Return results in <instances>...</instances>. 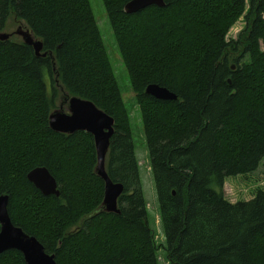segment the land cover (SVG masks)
I'll return each instance as SVG.
<instances>
[{
	"label": "trees",
	"instance_id": "1",
	"mask_svg": "<svg viewBox=\"0 0 264 264\" xmlns=\"http://www.w3.org/2000/svg\"><path fill=\"white\" fill-rule=\"evenodd\" d=\"M135 94L163 243L148 222L128 112L88 0H0V31L21 21L51 52L58 82L114 121L105 168L123 186L118 215L94 212L103 182L92 137L48 127L51 59L0 41V196L14 226L56 264H264V189L229 202L227 178L264 162V0H163L125 14L131 0H101ZM242 20L235 39L230 29ZM176 100L146 95L148 85ZM43 167L59 196L26 179ZM0 264H25L17 251Z\"/></svg>",
	"mask_w": 264,
	"mask_h": 264
},
{
	"label": "water",
	"instance_id": "2",
	"mask_svg": "<svg viewBox=\"0 0 264 264\" xmlns=\"http://www.w3.org/2000/svg\"><path fill=\"white\" fill-rule=\"evenodd\" d=\"M164 7L163 0H131L123 8L127 15L135 14L147 7ZM21 42L32 47L36 57L51 59L54 85L60 93L58 106L48 116V127L51 131L64 135L76 132L89 134L93 139L96 165L94 174L103 182V198L99 208L94 212L115 214L120 213L117 207L118 198L123 192V186L113 183L107 176L105 160L109 148V140L113 134L114 121L107 114L99 110L90 101L78 96H70L58 82L54 58L51 52H42V43L33 34L20 25L14 32ZM11 34L0 33V41H7ZM157 100H176V96L158 85H148L144 92ZM27 181L43 196H59L55 179L43 168H35L26 175ZM8 197L0 196V254L7 251L19 252L25 264H56L55 256L45 253L43 246L34 238L24 233L11 222L7 210Z\"/></svg>",
	"mask_w": 264,
	"mask_h": 264
},
{
	"label": "rangeland",
	"instance_id": "3",
	"mask_svg": "<svg viewBox=\"0 0 264 264\" xmlns=\"http://www.w3.org/2000/svg\"><path fill=\"white\" fill-rule=\"evenodd\" d=\"M92 15L98 26L105 51L111 66L113 77L121 94L126 111L128 112L130 120V130L133 136L135 146V157L138 164L141 186L144 200L148 210L149 226L154 234L156 245H162L163 238L158 220V204L154 185L149 171L147 152L145 149V141L143 136L142 124L138 106L136 103L135 94L132 91L128 75L123 66L121 57L115 45L112 31L109 27L108 19L104 11L101 0H88ZM20 25H24L21 21L15 20L13 17L7 19L5 27L0 33L11 34L10 40L21 42L20 37L14 35V32ZM244 23L239 20L228 32V39H235L237 34L242 30ZM58 92V91H57ZM57 93L55 107L58 106ZM106 162V160H105ZM106 165V164H105ZM256 188L264 189V162L259 164L257 170L248 176V179L242 177L227 178L224 181L223 191L225 198L231 202L248 201L252 197V193ZM158 263L167 264L162 251H158Z\"/></svg>",
	"mask_w": 264,
	"mask_h": 264
}]
</instances>
